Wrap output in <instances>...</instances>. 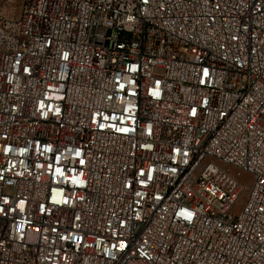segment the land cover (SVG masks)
Masks as SVG:
<instances>
[{"label": "built area", "instance_id": "obj_1", "mask_svg": "<svg viewBox=\"0 0 264 264\" xmlns=\"http://www.w3.org/2000/svg\"><path fill=\"white\" fill-rule=\"evenodd\" d=\"M0 264H264V0L0 19Z\"/></svg>", "mask_w": 264, "mask_h": 264}, {"label": "rangeland", "instance_id": "obj_2", "mask_svg": "<svg viewBox=\"0 0 264 264\" xmlns=\"http://www.w3.org/2000/svg\"><path fill=\"white\" fill-rule=\"evenodd\" d=\"M24 0H0V19H7L10 21H17L21 15V9ZM232 173L236 175V171L232 170ZM240 181L247 186L248 191L251 189L253 178L247 174H241L239 176ZM247 194L243 196L242 201L239 203L238 208L242 206ZM237 208V209H238ZM239 210L236 211L238 213Z\"/></svg>", "mask_w": 264, "mask_h": 264}]
</instances>
